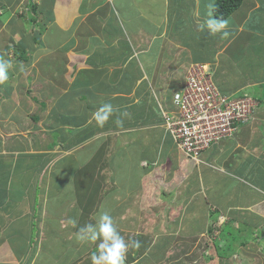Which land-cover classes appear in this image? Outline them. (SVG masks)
<instances>
[{
    "label": "crops",
    "instance_id": "0c3cea01",
    "mask_svg": "<svg viewBox=\"0 0 264 264\" xmlns=\"http://www.w3.org/2000/svg\"><path fill=\"white\" fill-rule=\"evenodd\" d=\"M132 1L0 0V55L13 62L0 85V264H91L96 245L77 244L74 233L100 209L127 226L117 227L125 240L141 242L127 264L156 248L163 255L172 237L157 236L202 235L204 224L186 223L193 215L264 236V182L249 176L251 166L264 170V0H243L224 18L228 38L198 29L217 0ZM192 62L210 63L224 93L259 101L252 121L199 164L175 146L161 113L173 109V88ZM105 103L115 111L98 127L89 121ZM34 112L45 117L24 125ZM226 181L222 199L215 188ZM180 205L182 221L171 215Z\"/></svg>",
    "mask_w": 264,
    "mask_h": 264
},
{
    "label": "rangeland",
    "instance_id": "374dc122",
    "mask_svg": "<svg viewBox=\"0 0 264 264\" xmlns=\"http://www.w3.org/2000/svg\"><path fill=\"white\" fill-rule=\"evenodd\" d=\"M126 2L128 3V6H133V1L132 0H126ZM157 2V1H156ZM22 10L25 11V7H22ZM18 14H16L17 16ZM18 19V18H17ZM144 24L147 27V30L150 31V22L149 21H143ZM9 23V22H8ZM184 33H189L188 30H185L183 32ZM13 49L10 50L9 55H12ZM180 74L177 75L176 79H179ZM215 77V76H214ZM26 89L24 94L30 93V89L29 88H24ZM174 89L172 91V96L174 93ZM5 95V94H4ZM171 96V97H172ZM257 101V100H256ZM173 103V102H172ZM258 103L259 101H257V107H258ZM8 107H11V104H6ZM167 110V109H164ZM256 110V108H255ZM0 111H2V106L0 107ZM4 112H6L7 110L4 108L3 109ZM163 115V114H162ZM45 117V115L40 114V112H34L31 113L30 115L24 117L23 120V124L27 125V124H31L33 123V125L36 124V120L33 119L32 117ZM46 120V119H45ZM6 122V121H4ZM46 123H50L49 120H46ZM24 125H22V127L24 128ZM163 125H165V123H163ZM165 127V126H164ZM166 131V133H169L171 135V137L174 139L173 134L168 130V129H164ZM26 134V132H24ZM53 135V133H48L47 135V140L46 142L51 138V136ZM60 133H56L55 136H59ZM175 141V140H174ZM175 146L179 149L176 141H175ZM213 147V146H212ZM183 153H185L184 151H182ZM186 154V153H185ZM203 155V154H202ZM205 157V155L203 156ZM200 161L196 162V164H199L203 161L202 156L200 157ZM36 159L33 160L32 164H36L35 162ZM24 158L21 159L19 161V163L23 162ZM196 161V160H195ZM264 165V164H263ZM253 172V173H250ZM249 176L256 181H262L264 182V170L263 168H260L258 170V172L253 171V167L251 166L250 171H249ZM22 183L21 185H19L18 187L20 188L21 192H24L23 189H25L26 187V183H27V177H25V179H21ZM229 181H226L225 183L222 182L223 184H220L218 187L215 188V190L219 193L218 197L219 198H224L223 197V193L225 191H228L230 187L226 188V185L228 184ZM225 185V187H223ZM222 195V196H221ZM130 204L129 208H134L135 205ZM102 207L104 205H101ZM140 206V205H139ZM145 206V205H144ZM143 206V207H144ZM101 207V208H102ZM162 208L163 210L167 209L168 206L167 205H163L162 203ZM144 209V208H143ZM177 209V211H176ZM181 205L180 206H176L172 212L171 215L174 213V216L179 217V220H183L182 216L179 215V213L181 212ZM107 210V209H106ZM146 210V208L144 209V211ZM102 210L100 209V211L97 214L93 215V219L95 216H97ZM105 211V210H103ZM185 210L182 209V212H184ZM36 213H41V210L37 209ZM132 210L128 209L126 215L128 216H132ZM80 214L77 213L74 214V216H71V219H75L78 220L77 217H79ZM193 219L192 221H188L186 220V223H190V226L194 224V226H191L192 229H195L194 227H196L195 224H204L207 227V230L205 229L206 232H204L202 235H198V234H193L192 233H188L187 235H174L172 236V234H169V236H157L156 239L158 241L164 239V237H168V239L170 237H173L170 240L169 246L167 247V249L165 251H163V255H161V252H158V248H156L155 250H152L150 254L151 258H145L143 260L140 259V261L138 262V264H264V236H259L257 234H255V236H253V238H251V234L248 233L247 231H245L246 229H244L242 224H236L235 221L232 220H226V221H222V223L220 224L219 221H211L208 217V214L206 216V221H200V219L196 216L193 215L192 216ZM196 218V219H194ZM172 220V219H171ZM170 219H166V223L165 224H169L171 222ZM114 221L116 223L117 227H120L119 225L121 223H119V221L115 220ZM138 220H133L131 221V223L133 222H137ZM180 221V222H181ZM95 223V221H93ZM151 222V221H149ZM227 222H229V227L227 228ZM25 220H23L21 223H17V229H22L21 225L25 224ZM128 223H130V221H128ZM146 221H143V223L140 224V226L143 227V229H146L144 227H148V225H146ZM235 225V226H234ZM121 230L122 232L124 231V233H127L128 230L125 229V227L127 228V226H123ZM11 227H14V224H11ZM189 227V226H188ZM187 227V228H188ZM191 227H189L188 229H186V231L191 230ZM225 227V228H224ZM141 228V227H140ZM162 228V226L160 227ZM138 231H142V228L139 229ZM171 231H174L173 229ZM254 233L257 231H253ZM125 239L127 238V236H123ZM154 238V237H153ZM231 241L230 246H228L229 249H226L225 254L223 255H227L225 262H222V259L220 258L221 256L218 254V248L216 247L217 245L219 247H224V245L228 242ZM246 241V242H244ZM73 241L70 239V246L71 243ZM155 242V241H154ZM47 248H53V243H51V239H49L46 242ZM156 243V242H155ZM160 243V242H159ZM22 246V245H19ZM67 246V245H66ZM65 246V247H66ZM94 246V244L92 245ZM227 247V246H226ZM52 251V249L48 252V254ZM221 254V253H220ZM137 255V254H136ZM230 256V257H229ZM157 257L159 260H157ZM136 261V260H135ZM62 264V263H60Z\"/></svg>",
    "mask_w": 264,
    "mask_h": 264
},
{
    "label": "built area",
    "instance_id": "2783aa9c",
    "mask_svg": "<svg viewBox=\"0 0 264 264\" xmlns=\"http://www.w3.org/2000/svg\"><path fill=\"white\" fill-rule=\"evenodd\" d=\"M209 68L210 64H191L186 79L190 82L173 94L174 108L162 110L165 128L173 134L179 149L196 162L206 150L247 125L257 108L255 98L244 92L224 93L215 84Z\"/></svg>",
    "mask_w": 264,
    "mask_h": 264
},
{
    "label": "clouds",
    "instance_id": "9594fccd",
    "mask_svg": "<svg viewBox=\"0 0 264 264\" xmlns=\"http://www.w3.org/2000/svg\"><path fill=\"white\" fill-rule=\"evenodd\" d=\"M209 9L207 19L198 25V29L200 31L207 29L209 35L220 33L221 38H228L230 35L229 31H227L229 21L223 18H212L214 9H212L211 5H209ZM193 63L195 62L190 63L187 69ZM12 69L13 62L10 59H5L3 55H0V85L5 84L9 80V71ZM25 70L26 66L20 62L19 71L24 72ZM180 87L181 84L174 89V92ZM114 111L115 109L110 103H105L93 112L89 122L95 121L98 127H103L113 116ZM116 123L118 126H122L123 122L117 120ZM94 219L95 223H86L74 233L77 244L96 245V250L90 255L91 264H127L128 253L133 250H138L141 247V242L131 238L125 240L120 234L114 218L107 211H101ZM68 225L76 228L77 220L69 219ZM97 241H99L98 244Z\"/></svg>",
    "mask_w": 264,
    "mask_h": 264
},
{
    "label": "trees",
    "instance_id": "16d2710c",
    "mask_svg": "<svg viewBox=\"0 0 264 264\" xmlns=\"http://www.w3.org/2000/svg\"><path fill=\"white\" fill-rule=\"evenodd\" d=\"M242 2H243V0H217L216 4L214 6V11H213L214 15L218 19L227 18L241 6ZM37 6L38 5L35 3L32 4V8L34 9V14L36 13ZM34 20H35V18H34ZM173 108H174V106H173ZM161 113H162V111H161ZM162 117H163V115H162ZM163 122H164V118H163ZM230 242L231 241H229L228 244L226 243L224 245V247H219L218 245L216 246L218 248L217 251H218V254L221 256L220 258L222 259V262H225L227 255H223V254H225L226 249H229L228 246H230V244H231Z\"/></svg>",
    "mask_w": 264,
    "mask_h": 264
},
{
    "label": "bare ground",
    "instance_id": "6f19581e",
    "mask_svg": "<svg viewBox=\"0 0 264 264\" xmlns=\"http://www.w3.org/2000/svg\"><path fill=\"white\" fill-rule=\"evenodd\" d=\"M195 63H204V62H195ZM207 64H210V63H205V65H207ZM211 65V64H210ZM210 73H211V75H212V77L213 78H215L214 77V70L212 69V66H211V68H209V70H208ZM188 72H189V70L188 69H186L185 70V74H184V80H183V83H182V85L186 82L187 84L190 82V80H186L187 79V76H188ZM214 80V79H213ZM214 82H215V84L218 86V84L216 83V81L214 80ZM219 87V86H218ZM220 88V87H219ZM244 93H246V92H244ZM246 96H248V97H250V98H254L252 95H250V94H248V93H246ZM244 99H246V98H244ZM255 101L253 102L254 104H255V106L257 107V101H256V99H254ZM248 102H250V100L248 101ZM201 160V159H200Z\"/></svg>",
    "mask_w": 264,
    "mask_h": 264
}]
</instances>
